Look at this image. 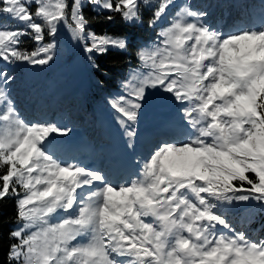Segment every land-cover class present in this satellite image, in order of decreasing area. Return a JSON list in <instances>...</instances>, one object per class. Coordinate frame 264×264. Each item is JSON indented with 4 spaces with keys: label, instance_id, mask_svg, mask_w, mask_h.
<instances>
[{
    "label": "snow or ice",
    "instance_id": "obj_1",
    "mask_svg": "<svg viewBox=\"0 0 264 264\" xmlns=\"http://www.w3.org/2000/svg\"><path fill=\"white\" fill-rule=\"evenodd\" d=\"M85 7L155 29L138 69L109 103L131 140L148 89L178 105L185 134L163 140L114 183L57 154L70 129L26 121L10 65L50 64L65 27L94 62L128 38L97 34ZM174 0H0V210L15 202L8 264H264V238L232 228L237 203L264 206V22L227 33ZM147 13V20H145ZM167 18V19H166ZM29 40L32 48L23 47Z\"/></svg>",
    "mask_w": 264,
    "mask_h": 264
},
{
    "label": "trees",
    "instance_id": "obj_2",
    "mask_svg": "<svg viewBox=\"0 0 264 264\" xmlns=\"http://www.w3.org/2000/svg\"><path fill=\"white\" fill-rule=\"evenodd\" d=\"M193 4L198 7H204V9H210L206 17L209 20L208 24L225 33L236 28L259 26L264 22V0H194ZM84 12L92 22L91 30L97 34L107 31L113 34L124 35L129 41V47L126 51L112 49L106 55L94 57V68L92 72L99 84L90 85L86 87L85 91L86 95L92 93L97 95L98 93L100 94L115 87L118 79L124 77L129 67L138 65L136 53L146 40L152 39L149 34L153 31L146 24H126L119 17L110 24L106 23L90 7H85ZM147 15L145 13V20H147ZM32 46L31 41L23 44L25 48H32ZM33 86H36L35 88L37 90L33 97H31L32 92L26 94L30 97L27 102L30 105V111L29 117H24V119L29 121L54 122L62 128L70 129V133L66 137H61L62 143L58 144L57 152L64 154V151H66L65 156H74L76 160H80L79 157L88 159L94 153L98 152L99 162L96 163L94 161L97 166L96 168L103 166L101 164L102 162L116 161V158L110 157L103 150L106 147V144L103 143L106 136L98 130L95 124L91 127L86 126L91 119L85 117L88 111H85V107L80 103L78 98L73 96H50L41 79L36 80L32 84L22 83L21 92H28L29 88ZM18 111L23 113L20 109ZM32 113L35 114L31 119ZM153 135L162 139L161 141L167 138L175 139L172 134H167L165 138L164 134L160 131H156ZM154 143H157L155 138H151L150 141L144 142V145L149 144L147 145L149 151ZM137 152L133 154L136 160H143L145 155H142L140 149L139 154ZM110 167H107L104 171L108 178L116 177L117 173L122 172L121 169L118 170L116 167H112L109 171L108 169ZM130 172L131 169L128 168L122 174L128 176ZM225 215L234 230L244 231L252 239L258 240L264 238V213L259 209L252 210L251 205H244L241 202L227 207ZM14 226L15 202L14 200L7 199L3 201L2 210H0V264H8L7 254L9 244L14 242L10 239L9 233Z\"/></svg>",
    "mask_w": 264,
    "mask_h": 264
},
{
    "label": "rangeland",
    "instance_id": "obj_3",
    "mask_svg": "<svg viewBox=\"0 0 264 264\" xmlns=\"http://www.w3.org/2000/svg\"><path fill=\"white\" fill-rule=\"evenodd\" d=\"M174 3L176 7L170 10V15H174L184 6H189L192 11L204 10L208 14L210 12V9H204V7L194 5V0H174ZM208 21L209 20L206 19L207 23ZM164 26H166V20L161 21L160 25L155 29H152L153 32L149 34L152 39L146 40L140 48L150 47L156 40L155 33ZM55 39L57 46L54 59L50 64L44 66H31L19 63L9 66V71L15 77V83L10 89L11 99L13 100L16 109L18 107V109L23 111V113H20L17 109L20 116L24 119V117H29L30 111V105L27 104L30 97L26 94L32 92L31 97H33L35 96L37 89L35 88L36 86H33L29 88L28 92H21L22 83L32 84L36 80L41 79L43 80V85L47 88L50 96H73L78 98L80 103L85 107V111H88V114L85 115V117L91 119L86 126L91 127L95 124L98 127V130L106 136L103 141V143L106 144V147L103 150L107 152L110 157L116 158V161L102 162L101 164L103 166L96 168V163L99 162L98 152L94 153L88 159H82L79 157L80 160H76L75 157H71V155L65 156L64 154L66 151H64V154L57 152L58 155L69 161L75 160L93 169L101 170L102 172H104L109 166H111L108 169L109 171L112 167H116L118 170L121 169L122 172L128 168L131 169L128 176L120 172L117 173L116 177L113 176L109 178L114 183L119 184L132 178L139 170L138 161L141 162L142 160L138 159L137 161L133 154L137 151L139 152L140 149L142 155L147 157L159 142H161L162 139L153 135L156 131L162 132L165 138L167 137V134H172L175 137V140L183 138L185 134V124L181 120V114L178 111L179 106L171 101L168 94L156 89H148L147 91V98L140 111L138 121L134 125L136 132L134 138L129 140L125 134V130L117 122V114L112 109L109 101L125 91L123 88V82L140 66L138 59V65L129 67L126 70L124 77L118 79L115 87L110 88L105 92H101L100 94L98 93L97 95L93 93L86 95V87L99 84L92 72L94 62L88 59L87 54L84 53L81 46L72 39L70 32L65 27H60L59 33ZM24 43H29V40H25ZM27 48L31 49L30 47ZM34 114L35 113H32L31 119ZM151 138H155L157 143H154L153 147L148 151L147 145L149 144L144 145V142L150 141ZM173 139L174 138H167L164 140ZM61 143L62 141L60 137L58 144ZM58 147L59 145L56 147V150ZM95 158L96 160H94ZM94 161L96 163H94ZM104 173L106 174V172ZM242 204L251 205L252 210L259 209L264 213V206L255 201L248 203L242 202ZM15 227L16 225L13 229Z\"/></svg>",
    "mask_w": 264,
    "mask_h": 264
}]
</instances>
